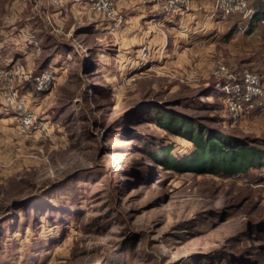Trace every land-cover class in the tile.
<instances>
[{
    "label": "rangeland",
    "instance_id": "1",
    "mask_svg": "<svg viewBox=\"0 0 264 264\" xmlns=\"http://www.w3.org/2000/svg\"><path fill=\"white\" fill-rule=\"evenodd\" d=\"M95 1L0 0V264H264V168H168L154 118L264 150V0Z\"/></svg>",
    "mask_w": 264,
    "mask_h": 264
},
{
    "label": "trees",
    "instance_id": "2",
    "mask_svg": "<svg viewBox=\"0 0 264 264\" xmlns=\"http://www.w3.org/2000/svg\"><path fill=\"white\" fill-rule=\"evenodd\" d=\"M262 8L255 11L248 19L247 30L251 32L253 27L264 18V2ZM232 33L233 30L231 29ZM40 69L39 71H42ZM155 121L164 128L183 135L193 146V151L174 159L170 154V148H166L161 157L162 163L168 168L188 169L207 172L209 174H224L227 176L239 175L250 169L264 168V150L255 147L254 142L246 139L220 135L217 132L203 130L201 127L194 130L192 124L178 117H170L164 110L154 115ZM181 165V166H178Z\"/></svg>",
    "mask_w": 264,
    "mask_h": 264
},
{
    "label": "built area",
    "instance_id": "3",
    "mask_svg": "<svg viewBox=\"0 0 264 264\" xmlns=\"http://www.w3.org/2000/svg\"><path fill=\"white\" fill-rule=\"evenodd\" d=\"M181 3H183V2H181ZM181 3L179 1L174 0V2H172V4H171L172 5V7H171L172 11L175 12V13L180 11L181 10L180 7L183 5V4L181 5ZM91 8L93 10L97 11V12H102L103 14H109L108 16H113V14L111 12V9H110V4L108 3V0H96L95 2H93ZM117 22H119V21H117ZM8 94H6V95L4 94L5 97H7ZM236 96H238L237 92L236 93L235 92H230L227 95V98H229V97L236 98ZM12 97H15V95L12 94ZM237 100H239V99H237ZM9 106H14V107H16L18 112H23V110H22L23 108H22L21 104L14 105L13 103H9ZM252 108H253V106H249L247 109L249 110V109H252ZM23 119H24L23 120V124L24 125H27L29 123V121H30L28 118H25V116H23Z\"/></svg>",
    "mask_w": 264,
    "mask_h": 264
},
{
    "label": "crops",
    "instance_id": "4",
    "mask_svg": "<svg viewBox=\"0 0 264 264\" xmlns=\"http://www.w3.org/2000/svg\"><path fill=\"white\" fill-rule=\"evenodd\" d=\"M72 1V6H71V9H72V14H73V16H74V18H75V21H76V19L77 20H80V15H82V14H80L79 12H77V10H76V8H78V7H80V3L78 2L79 0H71ZM53 16V15H52ZM159 24V23H158ZM219 35H221V34H219ZM53 54H55L54 56H58L56 53H53ZM50 60H54V58H51ZM49 61V60H48ZM45 64V63H44ZM44 64H42V65H44ZM44 67V66H43ZM43 67H41V68H39V70L40 69H42Z\"/></svg>",
    "mask_w": 264,
    "mask_h": 264
}]
</instances>
